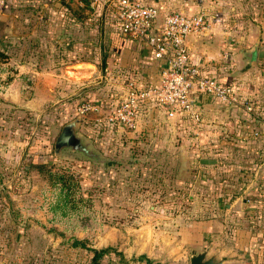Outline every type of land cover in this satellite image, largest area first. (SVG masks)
Masks as SVG:
<instances>
[{"label":"crops","instance_id":"1","mask_svg":"<svg viewBox=\"0 0 264 264\" xmlns=\"http://www.w3.org/2000/svg\"><path fill=\"white\" fill-rule=\"evenodd\" d=\"M140 1L163 11L205 13L210 28L188 37L189 53L206 73L233 88L242 104L228 106L200 94L197 123L185 114L169 117L153 100L140 108L128 137L142 149L154 148L156 158L170 154L175 185L184 188L193 208L202 200L205 215L180 226L174 219L171 229L152 228L162 243L152 236L153 247L145 241L137 248L151 262L158 244V264H190L191 252L203 250L223 258V264H264V0ZM45 7L43 27L36 16L29 23L28 40L38 45L23 50L25 59L17 64L20 75L25 71L35 88L42 87L43 103L75 96L79 102L84 97L113 105L130 86L157 82L163 59L143 41L118 31L113 8L83 0H52ZM257 39L258 63L249 66L243 52ZM90 116L97 133L120 132L108 121L102 125L100 111Z\"/></svg>","mask_w":264,"mask_h":264},{"label":"rangeland","instance_id":"2","mask_svg":"<svg viewBox=\"0 0 264 264\" xmlns=\"http://www.w3.org/2000/svg\"><path fill=\"white\" fill-rule=\"evenodd\" d=\"M3 1L0 12L8 19L0 21V49L8 55L0 57V264H89L91 249L102 247L112 250L101 264H158V244L152 248L156 252L151 262L142 258L137 246L162 243L151 230L171 229L174 219L179 226L191 219L202 221L203 201L198 199L200 205L193 208L184 188L175 185L169 153L156 158L154 148L142 149L125 128L97 133L90 116L94 113L80 116L78 109L82 103L99 101L83 97L79 102L74 96L43 103L42 87L35 88L25 71L20 75L17 64L25 59L23 50L38 45L28 40L31 18L36 16L38 27H43L45 5L52 0ZM109 110L104 103L100 112L104 116ZM77 116L87 121L80 125L82 133L112 160L107 165L68 152L54 154L63 121ZM40 162L57 173L76 168L82 187L69 195L67 206L56 205L59 189L46 173L32 167ZM142 222L147 225L140 227ZM165 233L171 235V230ZM163 238L167 245L172 243Z\"/></svg>","mask_w":264,"mask_h":264},{"label":"built area","instance_id":"3","mask_svg":"<svg viewBox=\"0 0 264 264\" xmlns=\"http://www.w3.org/2000/svg\"><path fill=\"white\" fill-rule=\"evenodd\" d=\"M113 8L119 22L118 31L143 41L154 50L164 65L157 82L146 87L130 86L127 96L110 105L105 120L117 128L135 129L140 108L148 100L164 109L169 117L185 114L194 122H200L198 95L218 99L228 106L241 103L237 92L217 78L206 73L195 63L189 53L187 39L210 28L209 20L201 10L195 12L163 11L159 7L142 4L140 0H88ZM0 0V9L3 5ZM102 104L86 102L78 109L80 116L101 110ZM245 109L251 105L245 103Z\"/></svg>","mask_w":264,"mask_h":264},{"label":"water","instance_id":"4","mask_svg":"<svg viewBox=\"0 0 264 264\" xmlns=\"http://www.w3.org/2000/svg\"><path fill=\"white\" fill-rule=\"evenodd\" d=\"M157 1L160 2L164 0ZM7 19L8 15L0 12V21H6ZM258 47L259 39H257L249 50L243 52V56L247 59V64L249 66H256L258 63ZM80 125L81 117L77 116L62 127L53 145L54 154L57 157H61L68 152L101 166L110 163L112 160L94 146L92 139L82 133ZM223 262V258L217 259L214 254L208 255V250L191 252L190 264H223Z\"/></svg>","mask_w":264,"mask_h":264},{"label":"trees","instance_id":"5","mask_svg":"<svg viewBox=\"0 0 264 264\" xmlns=\"http://www.w3.org/2000/svg\"><path fill=\"white\" fill-rule=\"evenodd\" d=\"M83 1H88V0H83ZM16 42L17 41L14 40L13 43H16ZM0 55H1V57H5L4 53H2V52H0ZM101 104H102V108H103L104 103H101ZM108 106L110 107V104H107V107ZM67 122H68V119H65L63 121L64 124H66ZM86 122H85V120L82 119L83 124H86ZM105 124H107L106 120H105V122L102 123V125L105 126ZM111 125H113V124H111ZM111 127H113V126H110V128ZM110 131H112V128ZM32 167H36L40 172L46 173V175L48 176V179L50 180L51 185L56 186L59 189V193H58L59 196H58L56 205L62 204L63 206H67V204L69 203V200H70L69 195L70 194L72 195L73 194L72 192L76 193V189H78L79 187H82L79 178L75 177V175H74L77 172L75 167L73 168L74 171L71 173H68V174L54 172L52 169L46 168L47 165L45 163H42V162L32 163ZM75 244H77V241L74 243V245ZM80 245H82V243H80ZM111 250H112L111 247H102L100 249H96V248L91 249L92 255H91V259H90L89 264H101L103 258Z\"/></svg>","mask_w":264,"mask_h":264}]
</instances>
